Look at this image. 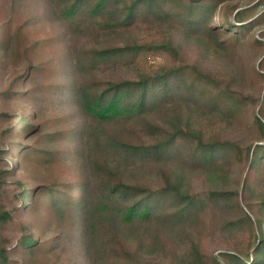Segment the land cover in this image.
Segmentation results:
<instances>
[{
  "label": "trees",
  "instance_id": "trees-1",
  "mask_svg": "<svg viewBox=\"0 0 264 264\" xmlns=\"http://www.w3.org/2000/svg\"><path fill=\"white\" fill-rule=\"evenodd\" d=\"M38 1L9 0V11L31 15L15 27L23 48L0 16V55L24 57L0 91V264H155L159 253L162 264H264V0H48V18L72 32L138 30L79 51L65 68L83 77L62 88L53 80L62 67L35 56L53 37L25 31L42 16ZM172 27L224 50L251 37L261 51L258 93L186 61ZM152 54L166 63L132 77L96 75ZM45 92L64 96L82 122L71 111L11 108ZM236 124L249 142L226 135ZM180 164L210 186L190 189L177 179ZM235 166L238 189L219 186ZM140 172L150 177L132 179ZM211 230L222 240L217 254L203 246ZM163 231L183 235L179 249Z\"/></svg>",
  "mask_w": 264,
  "mask_h": 264
},
{
  "label": "rangeland",
  "instance_id": "rangeland-1",
  "mask_svg": "<svg viewBox=\"0 0 264 264\" xmlns=\"http://www.w3.org/2000/svg\"><path fill=\"white\" fill-rule=\"evenodd\" d=\"M47 4L48 0L38 1L37 10L41 12L42 16L39 17L34 24H32L31 29L27 27L25 28V31H29V36L32 40L43 33H48L50 37H53L54 46L48 51H39L35 56L38 59L48 58L52 62H55L58 67H62V71L60 70L61 73L56 75L59 77L53 78L54 81H58L60 83V88L68 86L74 79H81L83 77V74L78 71L69 72L65 68L68 61H70V59L73 58L79 51L93 46H105L113 43L118 44L124 39L132 37L135 38L138 35L137 29L125 31L112 37L96 35L87 30L79 33L72 32L64 23L54 22L50 16L48 18V12L44 9V6ZM9 5V0H2L0 16L4 19L11 18V23L14 25L11 31L13 47L23 48V45L20 47V43L17 40L15 33H18L19 30L16 32L15 27L23 25V23H27V19L30 14L25 16L15 10L9 11ZM35 16H37V14H35ZM258 31L259 29L254 30L252 36H256ZM170 32L186 61L197 63L203 69L225 79H235L233 84L244 93H258L260 83L259 78L256 75V68L261 56V51L255 44H253L251 37L245 40L237 49L224 50L223 48L217 46L215 42L213 43L205 38H187L184 33L173 27ZM171 59L172 57L170 56L169 61ZM165 63L166 58L164 56L152 54L146 59H138L137 63L134 65H124L106 71H101L96 73V75L101 78L114 76L132 77L136 76L141 71L158 69ZM23 64L24 57L20 54V52H16V50H12L5 56L0 55V91L7 87L12 76L22 70ZM57 95L58 94L52 96L50 92H45V94L38 96V98H32L30 100L24 99L19 102L16 101L12 103L11 108L16 107L17 105L20 112H25L27 110L32 111L33 108L37 106L42 114L48 116H54L62 111H71L74 113V121L82 122V114L77 111L70 102H65L64 96H61L60 94L58 96ZM238 125L239 124H236V126L227 128L225 130L226 135H235L238 138H241L243 143L249 142L252 137L251 134L245 130L244 127ZM180 165L181 169L178 171L177 179L182 180L190 189L201 191L207 186H210L204 175L192 170L184 164ZM241 171L242 169L239 168V166L233 167L229 172L227 179L219 180L218 185L224 188L238 189ZM149 177V173L140 172L135 173L132 179L146 180ZM10 202V200L6 201L7 204H5L8 205ZM206 225L207 227H214L212 223H208ZM162 233L168 240L167 244H169L171 249H179L184 240L182 234H176L169 231H163ZM5 235L10 237V241H13V228H9ZM203 238V246L208 253L217 254L222 250V240L217 236L215 237L212 230L203 235ZM151 261L155 264L165 263V254L159 253L158 255H154L151 257Z\"/></svg>",
  "mask_w": 264,
  "mask_h": 264
}]
</instances>
